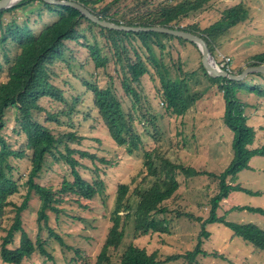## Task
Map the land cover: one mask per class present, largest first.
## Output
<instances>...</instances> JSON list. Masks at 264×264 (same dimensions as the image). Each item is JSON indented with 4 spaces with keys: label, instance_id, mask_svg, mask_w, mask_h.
I'll return each mask as SVG.
<instances>
[{
    "label": "trees",
    "instance_id": "trees-1",
    "mask_svg": "<svg viewBox=\"0 0 264 264\" xmlns=\"http://www.w3.org/2000/svg\"><path fill=\"white\" fill-rule=\"evenodd\" d=\"M64 1L76 3L98 20L115 25L141 28L164 27L196 35L205 42L212 56L216 52V42L231 29L247 21L249 17L247 15L250 13L243 3L237 4L235 0H168L164 3L137 0L132 9L134 15L119 21L107 14L109 5L99 9V4L105 0ZM117 1L119 0H114L110 4H115ZM215 1L227 7L222 9L217 20L200 29L199 20L192 21L206 16L204 13L213 12L215 9L209 7V4ZM34 3L45 7L50 14H58L54 22L38 33L27 24L28 16L33 13V9L31 11L28 8ZM26 6L27 9H23ZM8 16L12 18L4 23ZM18 18L24 22L19 23ZM187 20L189 22H185ZM0 33V45L9 43L18 50L12 64L9 63L6 55L3 56V63H0V75L5 74V79L0 81V219L9 207L13 211L11 224L4 230L5 236L1 239V264H22L36 252L45 254L44 242L40 237L33 242L22 227L21 216L28 209L32 193L37 196L39 203L36 212L38 229L50 231V235L53 233L49 226V215L57 216L64 211L62 206L66 204L67 196L77 197V203L84 209L85 207L80 204L81 201H92L103 193L104 184L98 175H94L93 182H90L82 173L81 169L85 167L81 168L82 163L75 158L78 156L79 159L95 161L96 156L69 147L70 143L78 142L81 137L73 132L55 136L48 126L39 121L44 111L42 100L47 99L66 107L67 97H71L72 106L68 111L62 109L54 116L50 113L46 114L45 122L58 123V115L68 116L74 110V106L81 98V95L77 96L81 89L90 96L93 110L96 111L112 142L118 147H125L128 155L137 151L142 152L143 166L147 172L145 177L154 178L153 184L148 188L134 187L132 193L137 197L134 208L129 203V187L126 184L117 186L113 215L110 219L112 225L94 264H113L112 259L115 257L116 260L119 259L114 264H162L157 249L147 252L132 243L123 247V242L129 234L132 239L152 234H172V222L168 218L171 210L167 202L172 197H179L175 195L181 188L177 181L179 174L183 175L185 182L205 176L214 179L217 183L213 190L214 196L209 200L208 217L203 221L195 217L196 221L202 223L195 248L184 255L169 256L166 261H175L183 257L192 264L195 256L203 253L201 237L209 236V232L205 230L207 224L223 225L231 230L233 236L240 237L256 250L264 252L263 229L253 224L228 222L225 216L232 211H247L264 216L262 208L238 206L226 212L222 211L224 215L218 213V210L221 211V202L226 200L230 193H248L241 186L233 185L237 180V174L249 170V162L253 158L264 156V125L259 129L263 140L259 147L253 148L257 130L248 125V117L245 114L247 105L238 99V94L241 92L254 95L263 101L264 112V74L251 73L241 81L222 77L213 78L204 69L201 52L192 42L167 33L105 28L83 16L73 7L47 4L41 0H22L9 9L0 10ZM99 39L104 41L103 45L99 43ZM70 44L81 46L86 51L88 65L92 67L91 73H81L83 69L78 71L81 74L75 73L77 66ZM185 45L191 46L195 50V52L193 50L194 55L199 56L198 65L193 70H185V64L182 62L185 58L183 56ZM220 59L216 63L219 64L218 66L222 65L221 70L231 72V60L225 61L223 55ZM5 64L7 67L4 70ZM110 65L114 69L115 77L104 75ZM261 65L264 66V51L253 55L245 68ZM244 69H240L237 75ZM57 70L63 71L62 74L65 72L74 74H71L72 77L77 82L79 80L82 88L78 89V83H73L70 79L60 78ZM100 72L102 76L99 75ZM82 74L85 77L82 78ZM251 77L259 78L262 83L257 79V85H252ZM103 78H106V84L100 86L98 81ZM201 78L218 86L224 103L221 120L223 126L232 134L230 144L232 158L229 165L219 174L177 165L161 158L154 150L145 151L141 136L134 127L135 122L144 124L143 121H148L144 115L140 116L137 110L142 94L141 88L143 89L141 84L143 85L144 82L149 84L151 100L148 102V107L150 105L154 108V100L158 101L162 107L161 114L166 115L164 119H169L171 116H185L191 107L202 99L205 91L195 92V89L192 91L193 81L198 79L201 81ZM115 82H118L117 88ZM117 89L123 93L122 98L116 96ZM67 90L71 95L66 92ZM128 97H132L133 102L130 112L126 114L122 109L121 101ZM11 110L14 111V119L9 124L14 125L15 142L19 146L16 150L11 148L3 133L6 128V112ZM154 120L155 118L151 117L152 125ZM60 146L64 147L63 151L59 149ZM47 157L52 158L56 163L64 164L69 170L71 180L63 176L59 190L51 185L45 187L36 183ZM154 158L158 162L157 166ZM12 160H26L28 163L25 183L27 191L19 205L10 201L12 196L18 194L20 187L13 178L15 167L12 165ZM119 212L123 214L120 215ZM182 214L188 218L192 215ZM53 237L63 245L61 237ZM119 249H122L120 257L115 254V250Z\"/></svg>",
    "mask_w": 264,
    "mask_h": 264
},
{
    "label": "rangeland",
    "instance_id": "rangeland-1",
    "mask_svg": "<svg viewBox=\"0 0 264 264\" xmlns=\"http://www.w3.org/2000/svg\"><path fill=\"white\" fill-rule=\"evenodd\" d=\"M113 1L105 0L99 4V9L109 5L107 14L119 21L126 20L134 15L132 14V9L137 0H119L115 4H110ZM154 1L156 3H164L168 0ZM235 3H243L245 8L250 10L247 15L249 17L247 21L231 29L216 42L215 55L211 56L215 63L220 59L221 55L227 60H231V73L237 75L240 69H244L247 66L253 55L264 51V0H235ZM210 6L215 9L213 12L204 13L206 16L200 19L198 17L192 21L197 22L199 20L200 29L217 20L222 9L227 7L217 1L210 3ZM27 7L23 9H27ZM32 9L33 13L28 16L27 24L35 33H38L58 18L57 13L50 14L45 7L38 3L30 5L28 10L32 11ZM11 18L12 16L6 17L4 23ZM17 20L19 23L24 22L19 18ZM200 20L203 21L200 22ZM185 22H189V20ZM98 41L101 45L104 44L102 39ZM70 45L71 53L75 57V65L77 66V69L74 68L75 73L77 75L91 73L92 67L88 65L86 51L76 44ZM193 50L191 46L185 45L184 47L183 56L185 58L182 62L185 64V70L187 71L195 69L199 62V56L194 55L195 50L194 52ZM17 51L12 44L0 45V63H3V56L6 55L9 63L12 64ZM220 63L222 64V59H220ZM62 66L66 67L65 65ZM6 67L7 65L5 64L4 70ZM79 69H83V71L79 73ZM57 71L60 78L70 79L71 82L78 83V89L82 88L79 85L81 84L79 80L77 82L72 77L74 74L71 72L62 74L63 71ZM99 75L102 76V72ZM104 75L115 77L112 65L108 67ZM81 77L83 78L85 75L82 74ZM4 79L5 74L2 73L0 81ZM201 79V81L199 79L193 81L192 91L194 89L195 92L205 91L202 99L197 101L195 106H192L185 116H171L169 119H164L166 115L161 114L163 113L160 109L162 107H160L161 105L158 104V101L154 100V108L150 105L148 107V102L151 100L149 84L146 82L143 85L141 84L143 89L141 88L142 94L140 95L137 110L138 114L140 116L144 115L148 121H143L144 124L135 122L134 127L141 136L142 146L145 151L154 150L155 154L161 158H165L177 165L219 174L229 165L232 158L230 148L232 134L223 126L221 120L224 103L221 93L218 91V86L204 78ZM251 79L250 83L252 85H257V79L260 81L257 77H251ZM115 83L117 88L118 82ZM260 83L262 82L260 81ZM98 84L105 86L106 78L99 80ZM66 92L71 95L69 90ZM78 95H81V98L74 106V110L68 116L59 113L58 123L45 122L46 114L50 113V115L54 116L62 109V111H68L72 106L70 103L71 97H67L68 104H66V107L47 99L42 100L41 105L44 111L39 121L48 126L55 136L73 132L81 137L78 142L70 143L69 147L87 151V153L96 156L97 159L95 161L79 159L78 156H75V158L82 163L81 168L85 167V169L82 168L81 170L90 182H93L94 175H98L104 184L103 193L96 196L92 201H81L80 204L85 207L84 209L77 203V197L67 196L65 198L66 204L62 206L64 211L57 216L49 215V226L52 228L51 232L53 235H50V231L38 229L36 212L39 203L37 202V196L32 193L28 209L21 216L22 227L28 232L33 242L36 241L37 237H40L44 242L45 254L41 255L36 252L29 259L23 261L22 264H94L95 258L101 250V245L105 241L112 225L110 219L113 215L117 186L126 184L129 187V203L134 208L137 203V197L132 193L134 187L148 188L154 182V178L145 177L147 172L143 166L142 152L137 151L128 155L125 147L116 146L110 139L96 111L93 110L90 96L83 89ZM116 96L122 98L123 93L117 89ZM86 98H89V100ZM238 99L247 105L245 114L248 117V125L257 130L256 139L252 147H259L263 140L262 133L259 131L260 127L264 125L263 101L245 92L239 93ZM132 102V97L121 101L124 113L128 114L130 112ZM157 105L158 107H156ZM13 112V110L6 112V128L3 133L11 148L16 150L19 146L15 142L14 125H12L13 123L9 124L13 122ZM151 117L155 118L153 125L150 122ZM59 149L63 151L64 147L60 146ZM101 159L106 163H101ZM157 164L158 162L155 160V165L157 166ZM12 165L15 167L13 178L17 180L20 187L18 194L12 196L10 201L19 205L27 191L25 183L28 163L26 160H12ZM249 165V170H243L237 174V180L233 184L241 186L248 193H230L226 201L221 202L222 207L221 211L218 210L219 215L223 213L222 211H229L234 206H248L264 210V156L253 158ZM63 176L69 178L68 168L64 164L56 163L52 158L47 157L36 183L45 187L51 185L59 190ZM182 176V174L177 176V181L181 188L176 191L175 195L179 197H172L167 202L171 210L168 218L172 222V234H152L137 239H132L129 234L123 242V247L132 243L147 252L157 249L162 264H190L183 257L175 261L166 260L169 256L184 255L187 251H192L195 248L202 224L196 221L195 217H199L202 221L208 217L209 200L214 196L213 190H215L217 182L205 176L196 177L185 182ZM68 180H71V178ZM182 213H191L192 215L188 218ZM119 214L122 215L123 213L119 212ZM225 216L228 222L253 224L264 230V216L260 214L247 211H232ZM12 217L13 211L9 207L4 211L2 219H0V244L2 237L5 236L4 230L9 228ZM205 230L209 232V236L208 238L201 237V250L203 253L196 255L195 260L191 262L192 264H264V252L256 250L240 237L233 236L231 230L227 227L220 224H207ZM16 236L17 234L15 235V242ZM52 236L61 237L63 245L56 238H52ZM115 251V254L120 257L122 249ZM118 259L116 260V257L113 258L112 263L114 264Z\"/></svg>",
    "mask_w": 264,
    "mask_h": 264
},
{
    "label": "water",
    "instance_id": "water-1",
    "mask_svg": "<svg viewBox=\"0 0 264 264\" xmlns=\"http://www.w3.org/2000/svg\"><path fill=\"white\" fill-rule=\"evenodd\" d=\"M20 1L22 0H0V10L9 9L10 7L14 6L16 3ZM41 1L47 4L62 5V6L64 5V6L73 7L77 9L78 11H80V13L83 16L87 17L91 21L105 28L122 30V31H131V32L152 31V32L167 33V34L182 38L184 40H187L189 42H192L197 46V48L201 52V62H202L204 69L206 70L207 74L213 78L222 77V78H226V79H230L234 81H241L244 79L245 76L251 73L264 74L263 65L258 66V67L245 68L239 75H235L232 73H227L226 71L219 70L205 42L202 39H200L198 36L184 32V31H176V30H171V29H167L164 27L141 28V27L119 26L113 23L98 20L93 15H91L86 9H84L82 6L76 3H73V2H68L64 0H41Z\"/></svg>",
    "mask_w": 264,
    "mask_h": 264
},
{
    "label": "clouds",
    "instance_id": "clouds-1",
    "mask_svg": "<svg viewBox=\"0 0 264 264\" xmlns=\"http://www.w3.org/2000/svg\"><path fill=\"white\" fill-rule=\"evenodd\" d=\"M216 65H217V64H216ZM217 67H218L219 70H221V66H218V65H217ZM226 72H227V73H231V72H229V71H226Z\"/></svg>",
    "mask_w": 264,
    "mask_h": 264
},
{
    "label": "built area",
    "instance_id": "built-area-1",
    "mask_svg": "<svg viewBox=\"0 0 264 264\" xmlns=\"http://www.w3.org/2000/svg\"><path fill=\"white\" fill-rule=\"evenodd\" d=\"M225 61H228L227 59H225ZM222 66V65H221ZM227 71H229V70H227Z\"/></svg>",
    "mask_w": 264,
    "mask_h": 264
},
{
    "label": "crops",
    "instance_id": "crops-1",
    "mask_svg": "<svg viewBox=\"0 0 264 264\" xmlns=\"http://www.w3.org/2000/svg\"><path fill=\"white\" fill-rule=\"evenodd\" d=\"M226 200H224V202H225ZM235 207V206H234Z\"/></svg>",
    "mask_w": 264,
    "mask_h": 264
}]
</instances>
